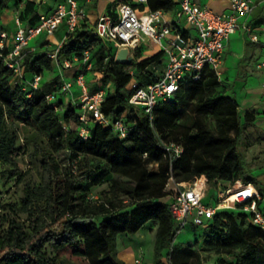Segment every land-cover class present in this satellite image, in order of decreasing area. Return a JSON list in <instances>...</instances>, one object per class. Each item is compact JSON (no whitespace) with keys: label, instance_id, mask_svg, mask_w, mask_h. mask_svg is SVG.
Segmentation results:
<instances>
[{"label":"trees","instance_id":"16d2710c","mask_svg":"<svg viewBox=\"0 0 264 264\" xmlns=\"http://www.w3.org/2000/svg\"><path fill=\"white\" fill-rule=\"evenodd\" d=\"M146 5L150 12H169L177 2L146 0ZM17 16L25 27L36 26V3L25 0ZM93 48L97 50L90 53L89 62L100 73L101 83L111 85L104 90L101 110L111 119L125 117L131 124L126 138H119L110 127L92 125L88 139H80L79 107L63 102L64 94L59 91L63 82L53 83L48 92L44 88V74L54 67L46 52L36 47L22 52L21 80L0 57V164L14 167L9 175L16 174L13 159L18 150V124L41 134L48 150L41 159L40 185L25 187L19 208H2L27 215L29 225L26 231L16 220L6 221L7 228L0 231V264H57L56 258L46 253L48 245L68 248L87 264H125L117 256V236L133 235L150 221L156 223L153 264H203L195 254L197 246L233 258H221L218 264H264V230L249 222L250 215L242 211L244 204L216 212L207 227L200 228V238L179 249L174 244L177 234L170 212L175 192L171 178L203 175L209 184H226L223 192L236 181L254 183L252 169L240 150L243 132L253 125L254 115L247 112L242 122L236 99L225 95L226 85L206 69L200 80L182 84L173 99L154 108L150 120L141 109L128 104L130 72L140 85L156 81L162 53L137 60L135 51L132 63H116L114 48L83 24L59 50L57 61L81 60L83 52ZM8 52L3 48L1 55ZM35 75L42 78L38 92L29 86ZM50 92L56 93L57 110L45 98ZM207 119L214 122V130L206 127ZM171 145L182 148L179 158ZM61 154L67 161L64 168L58 162ZM77 159L78 164L91 162L87 168L88 177L93 178L90 186L109 183L101 200L92 202L84 193L77 196L79 187L73 173ZM146 160L155 163L156 169L149 171ZM257 190L264 198V191Z\"/></svg>","mask_w":264,"mask_h":264},{"label":"built area","instance_id":"2783aa9c","mask_svg":"<svg viewBox=\"0 0 264 264\" xmlns=\"http://www.w3.org/2000/svg\"><path fill=\"white\" fill-rule=\"evenodd\" d=\"M132 4L137 7H133ZM146 7V0H136L135 3L120 2L116 5L115 17L101 15L91 31L93 35L114 48V60L117 51L124 47L128 48L130 55L133 56L144 40L150 41L159 48L162 53V66L160 71L158 68L156 70L159 75L156 81L140 85L134 78V72L131 71L132 79L129 82L128 104L141 109L152 120L154 108L173 99L182 84L200 80L206 69L212 70L221 82L225 44L230 36L239 30L240 18L251 14L255 5L252 0H230L226 13L201 6L195 0H178L176 8L169 12H150ZM14 23L15 43L4 56L1 55V51L6 36L0 33V57L21 80L24 57L22 52L33 51L35 48L29 42L41 34L53 36L63 28L65 40L53 51L46 52L48 58L58 62L59 50L69 37L85 24V12L78 7L75 0H62L50 12L39 14L38 24L34 27H25L18 17L15 18ZM242 28L248 34L251 43H261L264 46V38L260 41L258 34L253 32L249 24H244ZM89 59L90 52H83L80 60L82 67L74 79L75 85L80 89V95L75 101L80 112L77 118L80 123L79 137L83 141L87 140L89 127L99 125L110 127L121 139L126 138L131 130V124L126 122L125 117L122 115L111 119L101 110L105 91L103 89L93 93L88 91L86 72L91 69ZM256 67L264 68V61H259ZM41 80L40 75L33 76L29 82L33 92L40 90ZM71 87L70 82H63L59 91L67 95ZM45 98L57 110L54 104L56 93L50 92ZM63 129L68 132L64 124ZM171 147L175 152V158H179L182 148L173 145ZM170 180L174 183L172 178ZM174 185L175 192L170 212L174 220V232L177 235L189 222L191 226L206 228L207 221L216 212L234 210L242 204H244L242 211L250 215L249 222L264 230V211L259 208L262 197L252 183L244 184L236 181L210 204L204 203L210 188L205 176H195L191 182H179ZM135 264H141L139 257L135 259Z\"/></svg>","mask_w":264,"mask_h":264},{"label":"rangeland","instance_id":"374dc122","mask_svg":"<svg viewBox=\"0 0 264 264\" xmlns=\"http://www.w3.org/2000/svg\"><path fill=\"white\" fill-rule=\"evenodd\" d=\"M25 0H0V31L1 28L7 27L11 18L18 17V13L22 7ZM113 3V2H112ZM14 32L10 34L13 35ZM43 35V34H42ZM7 36V35H6ZM30 45L35 44V39L29 42ZM97 48H93L90 53H94ZM159 51L158 47L153 50H147L143 48L140 55H137L138 59H145L153 56ZM264 51V50H262ZM225 57V54H224ZM77 62L80 60L78 58ZM63 60V59H62ZM70 61V60H68ZM72 58V62H73ZM63 62V61H62ZM75 62V61H74ZM60 63V62H59ZM248 63H251L249 60ZM229 60L227 67H229ZM223 68L221 70V82L226 85V89H229V84L226 83ZM87 87L90 93L96 92L99 89L109 90L111 89L110 84H103L100 80V73L96 72L92 68L87 72ZM17 81L14 82L16 84ZM54 83L58 84L56 80ZM51 89V88H50ZM49 88L46 91L50 90ZM72 90H76L73 86ZM206 127L209 130H214V122L210 119L206 120ZM17 134V152L14 156V165L16 174L14 176L9 175V172L14 170L7 164H0V231L7 228L6 221L16 220L22 224L25 230H28L29 219L27 215L21 213H15L14 211L9 212L8 210L2 209L3 206L13 205L19 208L21 201L24 198V191L26 186L36 188L40 185V174H41V159L44 153L48 152L46 139L41 136L38 132L27 128L21 124L16 125ZM245 130L242 135L243 145L240 146V150L243 152L246 162L253 169L258 170L253 171V176L258 177L254 180V186L264 191V135L256 133V131ZM230 136H234V132L230 133ZM246 144V146H244ZM179 147V146H178ZM65 155L61 154L58 157V162L63 168L67 165ZM78 159L75 161V164ZM87 164V165H86ZM91 162L87 161L77 163L75 166L77 168L73 169L75 176V181L79 187V192L77 196H81L82 193L85 194L86 198L92 202H97L101 200L108 191L109 183L103 181L95 186H90V182L93 178L88 177L87 168L90 166ZM146 168L149 171L156 169V164L146 160ZM19 178V181L17 179ZM194 178H183L181 176L174 177V183L179 182H191ZM178 182V183H179ZM211 185V184H210ZM172 184H170V188ZM226 184H221L219 189L224 190ZM84 191V192H83ZM217 189L215 187H210L206 193L204 199L205 204L214 203L217 197ZM259 208L264 211V200L259 204ZM155 226L156 223L150 221L146 223L137 233L133 235L119 234L116 238V249L117 256L125 264H135V259L140 258L141 264H153V248L155 241ZM201 229L198 227H192L190 222L187 224L185 229H183L176 237L174 244L175 248L185 247L187 245L193 244L196 240L200 238ZM195 254L199 257V260L203 264H218V261L223 258L225 260H232L230 256H221L214 253L205 252L201 246L194 248ZM46 253L49 257H55L57 264H87V262L79 256H74L70 249H56L53 245H48L46 247ZM165 260V251L162 252V261ZM194 262V258L192 259Z\"/></svg>","mask_w":264,"mask_h":264},{"label":"crops","instance_id":"0c3cea01","mask_svg":"<svg viewBox=\"0 0 264 264\" xmlns=\"http://www.w3.org/2000/svg\"><path fill=\"white\" fill-rule=\"evenodd\" d=\"M37 5L38 14L48 13L53 10L57 4L62 0H31ZM78 7L85 12V26L91 30L95 25L97 19L103 15H116V5L120 2L135 3L136 0H75ZM176 2L178 0H175ZM201 6H206L216 12L226 13L229 9L230 0H195ZM255 8L253 12L246 17H242L239 20L240 28L233 35L230 36L229 40L225 44L224 50V65L223 72L226 83L229 84V89H226L225 95L228 97L235 98L238 103V115L243 122L244 115L248 112L254 115V122L251 130L256 131L260 135H264V68H257L256 65L259 61H264V46L261 43L253 44L248 39V34L243 30L244 24H249L253 32L257 33L260 41L264 38V0H252ZM113 2V3H112ZM148 9V7H146ZM170 18L171 16L168 15ZM14 18L10 19L7 27L1 28L0 33L5 34L4 39V51L8 52L13 48L15 43V23ZM14 32L13 35L10 33ZM65 40V31L63 28L59 29L53 36H46L41 34L35 38L34 47L41 52L53 51L61 42ZM156 46L150 41L144 40L139 47L138 54L143 48L147 50H153ZM134 56V55H133ZM132 56V57H133ZM138 57V56H137ZM137 60H142L138 59ZM73 61L67 59H61V62L53 61V70L44 74V81L46 82L44 88H51L54 81L57 82H70L72 87L75 86L76 90H72L67 95H61L64 103L74 104L80 95V89L75 85V75L81 69L80 61L74 57ZM228 60L230 62L227 67ZM251 63H248V61ZM63 61V62H62ZM67 65L68 67H66ZM87 80V77H86ZM88 81V80H87ZM86 81V82H87ZM50 89V90H51ZM49 90V91H50ZM89 91V89H88ZM48 92V91H47ZM243 145V144H242ZM251 168V167H250ZM252 169V168H251ZM258 170L257 168L252 169L253 171ZM259 177V176H258ZM257 176L253 178L257 179ZM217 189V196L223 193L220 186L211 184L210 187ZM217 198V197H216ZM216 200V199H215ZM264 200V198H262Z\"/></svg>","mask_w":264,"mask_h":264},{"label":"water","instance_id":"95a60500","mask_svg":"<svg viewBox=\"0 0 264 264\" xmlns=\"http://www.w3.org/2000/svg\"><path fill=\"white\" fill-rule=\"evenodd\" d=\"M115 62L119 64H130L133 62V57L130 55L128 48H121L117 51L115 56Z\"/></svg>","mask_w":264,"mask_h":264}]
</instances>
